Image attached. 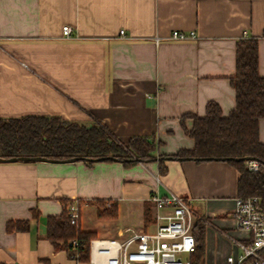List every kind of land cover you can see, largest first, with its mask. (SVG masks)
<instances>
[{"label":"crops","instance_id":"obj_1","mask_svg":"<svg viewBox=\"0 0 264 264\" xmlns=\"http://www.w3.org/2000/svg\"><path fill=\"white\" fill-rule=\"evenodd\" d=\"M173 31L196 38L174 41ZM242 39H257L264 77V0H0V117L96 120L124 144L135 136L159 143L147 163L0 162V264H87L49 240V218L76 204L79 227L98 238L82 221L83 210L95 208L105 238L122 239L150 229L149 197L169 192L206 222L199 264H227L221 232L244 235L233 218L240 173L227 162L172 156L194 148L185 116L204 117L210 102L224 117L235 109L231 78ZM259 138L264 144V119ZM115 203L117 219L98 218ZM9 223L26 226L9 231Z\"/></svg>","mask_w":264,"mask_h":264},{"label":"trees","instance_id":"obj_2","mask_svg":"<svg viewBox=\"0 0 264 264\" xmlns=\"http://www.w3.org/2000/svg\"><path fill=\"white\" fill-rule=\"evenodd\" d=\"M236 91V107L227 117L221 107L210 102L206 115H187L193 126L187 132L194 140V148L181 150L172 159H189L197 162L223 161L234 166L240 173L238 198L258 196L264 208V167L258 171L246 168L245 158H253L264 165V144L259 138V122L264 119V77L259 74V47L257 39H242L237 44V71L231 78ZM184 117V118H185ZM159 143L154 137H132L128 144L122 143L102 123L94 124L68 121L58 116L27 115L18 118L0 117V157H43L55 161L72 158H110L124 164L147 163L156 159ZM160 157L161 163L165 160ZM240 159V160H239ZM102 203V207H104ZM99 219H117L118 205L100 209ZM153 222L151 208H145V225ZM26 225L9 223L8 230L25 228ZM206 222L198 218L193 228L197 251L192 264H199L205 254ZM47 235L54 244L62 243L73 259L87 263L90 241L94 232L83 231L71 223L67 209L59 217H51L47 223ZM79 243L77 250L70 242Z\"/></svg>","mask_w":264,"mask_h":264},{"label":"built area","instance_id":"obj_3","mask_svg":"<svg viewBox=\"0 0 264 264\" xmlns=\"http://www.w3.org/2000/svg\"><path fill=\"white\" fill-rule=\"evenodd\" d=\"M62 32L69 39L73 30L66 25ZM120 33L124 35V31ZM195 38V32L173 31L170 36L174 41ZM262 167L264 165L258 160L246 161L249 171H258ZM149 201L156 210L152 227L122 239H92L87 264H192V255L197 251L193 228L199 217L190 202L174 192L165 196L153 193ZM68 214L71 223L76 225L80 217L79 207L69 205ZM233 218L237 229L244 235L235 237L221 232L232 243L227 264H264V208L261 198H237ZM70 246L78 257V241H71Z\"/></svg>","mask_w":264,"mask_h":264},{"label":"rangeland","instance_id":"obj_4","mask_svg":"<svg viewBox=\"0 0 264 264\" xmlns=\"http://www.w3.org/2000/svg\"><path fill=\"white\" fill-rule=\"evenodd\" d=\"M94 212H95V208H86V209H84L83 210V219H82V221H83V223H85L86 224V229H87V227H94V228H92L91 230H95V231H98V235H97V237L98 238H105V237H110V235H108V234H106V233H104V228L102 227V225L101 224H103L102 222H100V221H98L97 219H96V217H91V215L93 216L94 215ZM199 217V216H198ZM90 218L92 219V220H90ZM200 218V217H199ZM198 219V218H197ZM196 219V220H197ZM89 225H92V226H89ZM84 227V228H85ZM96 238V237H95ZM120 238H122V237H120ZM228 252H229V254L228 255H231V253H232V251H231V249H232V243H231V241L228 239ZM220 249V252H222V251H224V250H227V247L226 246H223V247H220L219 248Z\"/></svg>","mask_w":264,"mask_h":264},{"label":"water","instance_id":"obj_5","mask_svg":"<svg viewBox=\"0 0 264 264\" xmlns=\"http://www.w3.org/2000/svg\"><path fill=\"white\" fill-rule=\"evenodd\" d=\"M110 158H98V159H88L87 161L89 162H101L105 161ZM240 160V159H239ZM245 160H254L253 158H245ZM37 161H51V162H59L55 160H49L47 158L43 157H18V158H11V159H4L0 157V162H37ZM68 162H77V161H82L81 158H72L67 160Z\"/></svg>","mask_w":264,"mask_h":264}]
</instances>
